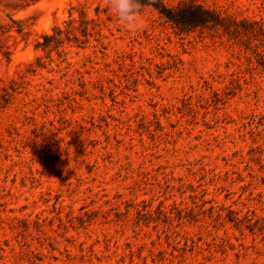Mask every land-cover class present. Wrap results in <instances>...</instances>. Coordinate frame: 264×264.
<instances>
[{
    "label": "rangeland",
    "instance_id": "1",
    "mask_svg": "<svg viewBox=\"0 0 264 264\" xmlns=\"http://www.w3.org/2000/svg\"><path fill=\"white\" fill-rule=\"evenodd\" d=\"M163 2L0 0V264H264V0Z\"/></svg>",
    "mask_w": 264,
    "mask_h": 264
},
{
    "label": "clouds",
    "instance_id": "2",
    "mask_svg": "<svg viewBox=\"0 0 264 264\" xmlns=\"http://www.w3.org/2000/svg\"><path fill=\"white\" fill-rule=\"evenodd\" d=\"M106 6L127 32L136 33L144 28L141 0H106Z\"/></svg>",
    "mask_w": 264,
    "mask_h": 264
},
{
    "label": "trees",
    "instance_id": "3",
    "mask_svg": "<svg viewBox=\"0 0 264 264\" xmlns=\"http://www.w3.org/2000/svg\"><path fill=\"white\" fill-rule=\"evenodd\" d=\"M141 3H148L153 5L155 8H157L160 12V14L172 21L175 22H183V23H187L185 21H188L187 19L190 18H195L198 22H203L206 23L208 20L204 19L202 17H200L198 15V12H193L191 11L190 13H184V12H179L181 9H174L171 7H168L165 5V3L163 2V0H141ZM190 10H194V9H190ZM264 64V62H262Z\"/></svg>",
    "mask_w": 264,
    "mask_h": 264
}]
</instances>
